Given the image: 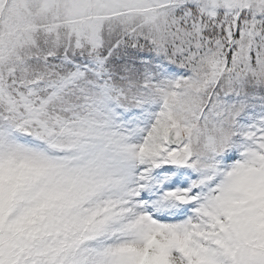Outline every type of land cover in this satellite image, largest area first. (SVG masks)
I'll return each instance as SVG.
<instances>
[{"label":"snow or ice","instance_id":"6c2138e0","mask_svg":"<svg viewBox=\"0 0 264 264\" xmlns=\"http://www.w3.org/2000/svg\"><path fill=\"white\" fill-rule=\"evenodd\" d=\"M0 264H264V0H0Z\"/></svg>","mask_w":264,"mask_h":264}]
</instances>
